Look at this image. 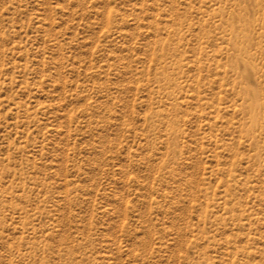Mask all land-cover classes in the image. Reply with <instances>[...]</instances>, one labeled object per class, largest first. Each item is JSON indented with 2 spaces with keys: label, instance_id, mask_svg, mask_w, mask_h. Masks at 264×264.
<instances>
[{
  "label": "rangeland",
  "instance_id": "obj_1",
  "mask_svg": "<svg viewBox=\"0 0 264 264\" xmlns=\"http://www.w3.org/2000/svg\"><path fill=\"white\" fill-rule=\"evenodd\" d=\"M0 264H264V0H0Z\"/></svg>",
  "mask_w": 264,
  "mask_h": 264
}]
</instances>
